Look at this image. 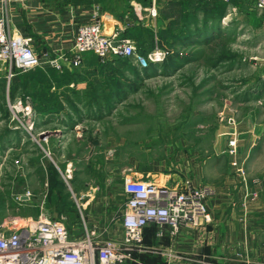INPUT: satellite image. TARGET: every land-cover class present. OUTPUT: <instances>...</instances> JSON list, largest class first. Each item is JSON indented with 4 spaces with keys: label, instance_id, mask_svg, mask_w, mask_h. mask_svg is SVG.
<instances>
[{
    "label": "rangeland",
    "instance_id": "obj_1",
    "mask_svg": "<svg viewBox=\"0 0 264 264\" xmlns=\"http://www.w3.org/2000/svg\"><path fill=\"white\" fill-rule=\"evenodd\" d=\"M134 22L146 48H167L165 61L144 70L133 60L88 55L70 72L42 67L6 83L0 222L28 217L25 201L33 195L45 202L50 220L75 223L74 199L87 187L111 193L118 208L126 204L129 178L190 181L218 198L209 209L212 222L178 236L151 227L127 264H264V32L245 16L210 21L213 29L203 39L175 37L180 25L148 13ZM15 99L31 111V134L21 126L26 117L12 120ZM232 139L243 176L231 165ZM241 190L249 192L247 202ZM247 203L246 210L236 207ZM202 228V250L174 249L183 233Z\"/></svg>",
    "mask_w": 264,
    "mask_h": 264
},
{
    "label": "built area",
    "instance_id": "obj_2",
    "mask_svg": "<svg viewBox=\"0 0 264 264\" xmlns=\"http://www.w3.org/2000/svg\"><path fill=\"white\" fill-rule=\"evenodd\" d=\"M13 1L25 3L31 0ZM8 2L0 0L2 4ZM256 8L264 10V0H257ZM150 15L156 17L155 12ZM93 19L78 28L70 52L54 58L48 53L38 55L30 36L12 35L4 19H0V62L7 66L8 83L18 73L42 67H53L61 72L78 68L88 55L102 61L130 59L141 69L167 59L169 53L164 47L156 46L142 54L134 40L123 36L121 30L107 32L97 13ZM226 20L227 17L223 21ZM12 105L13 122L21 123L19 115L26 117L21 126L31 134L35 125L31 111L23 106L21 100ZM237 148V141L232 139L229 145V154L233 158L231 165L238 175L243 176L242 164L237 160ZM125 193L127 201L121 239L99 244L95 241L94 230H87L77 238L65 222L50 220L45 215L37 218L7 217L0 222V264H127L133 259L134 251L143 248L145 229L150 225L168 227L171 235L178 236L185 230L204 227L212 222L207 204L212 190L198 187L190 181L168 186L129 178ZM163 234V231L158 233L159 236ZM198 264L211 263L202 259Z\"/></svg>",
    "mask_w": 264,
    "mask_h": 264
},
{
    "label": "crops",
    "instance_id": "obj_3",
    "mask_svg": "<svg viewBox=\"0 0 264 264\" xmlns=\"http://www.w3.org/2000/svg\"><path fill=\"white\" fill-rule=\"evenodd\" d=\"M256 2L257 0H230V2L225 0H31L20 3L9 0L6 4L0 3V19H4L6 28L12 35L30 36L38 55L48 53L54 58L70 52L78 28L91 23L95 13L104 21L107 32L117 29L124 33L123 36L126 35L127 29L140 27L139 23H133V20L136 21L145 13L150 16L152 12L165 21H173L179 16H198L199 21L203 19L201 16H224L222 21L226 17V21H231L233 16H245L256 32L261 33L264 32V10H258ZM164 16H168V19ZM7 73L6 64L0 62V100L9 93L6 85L8 84ZM237 176L240 175L237 174ZM132 179L168 186L185 183L184 181L171 183L163 178L162 181L138 177ZM47 187L45 183V189ZM242 191L243 202H247L249 192ZM46 195L47 191L44 196ZM54 195L52 191L51 199L55 197ZM252 200L249 199V201ZM218 201L216 196L207 198L209 209L215 210ZM25 202L30 208L28 217L37 218L49 212L45 202L41 203V199L36 195L29 197ZM125 206L120 204L117 208L111 193L90 186L77 192L75 196V223H69V221L65 223L70 231L71 229L74 231L71 232L72 235L77 238L82 237L87 230H94L95 241L99 244L107 240H119L123 236L122 218ZM236 207L243 211L248 209L249 205L247 203ZM223 210H226V206ZM205 228L183 233L175 240L174 249L184 254H189L191 249L194 250L192 253L202 250L201 234L206 232ZM224 234L228 237L230 233ZM232 235L230 234V238H233ZM236 236L242 240L243 236L238 232ZM148 240H151V237H148Z\"/></svg>",
    "mask_w": 264,
    "mask_h": 264
},
{
    "label": "trees",
    "instance_id": "obj_4",
    "mask_svg": "<svg viewBox=\"0 0 264 264\" xmlns=\"http://www.w3.org/2000/svg\"><path fill=\"white\" fill-rule=\"evenodd\" d=\"M164 17H168V16H164ZM224 17V16H203V19H201L199 21L198 19V16H179V18L173 20V21H168L170 22V26H178L180 25L181 27V31L179 32V34H174L176 35L175 37H183V38H188V39H191L192 37L196 36L197 34L199 36H196V37H201L202 39L203 38H206L209 34L208 33H211V30L213 29H210V21H213V22H216V24L219 23L220 19ZM168 19V18H167ZM218 20V21H217ZM136 28V27H135ZM127 29V31L125 32L126 35L125 37H131V38H134L136 39L138 42H139V47H140V51L142 54H146L148 51H150L151 49L149 48H146V46L143 44V42H141V30L139 32H137V29ZM165 34L168 35L169 34V28H165ZM165 36V35H164ZM166 50L167 48L164 47ZM147 49V50H146ZM149 49V50H148ZM168 51V50H167ZM169 52V51H168ZM94 56V55H93ZM115 61H121V60H130V59H113ZM157 64H153L151 65L149 68H146L144 70H149L150 68H152L153 66H155ZM49 68H52L53 70L61 73V71H58L56 70L55 68L53 67H49ZM73 70V69H72ZM72 70H69V69H65L62 71V73L64 72H70ZM20 75H22L21 73H18L12 80L10 83L14 82L16 79H18L20 77ZM9 95H10V90H9ZM151 227H158L156 225H150L148 226L146 229H145V238H146V231L151 228ZM159 232H157V235H158ZM145 242V240H144Z\"/></svg>",
    "mask_w": 264,
    "mask_h": 264
},
{
    "label": "water",
    "instance_id": "obj_5",
    "mask_svg": "<svg viewBox=\"0 0 264 264\" xmlns=\"http://www.w3.org/2000/svg\"><path fill=\"white\" fill-rule=\"evenodd\" d=\"M50 135V134H49Z\"/></svg>",
    "mask_w": 264,
    "mask_h": 264
}]
</instances>
